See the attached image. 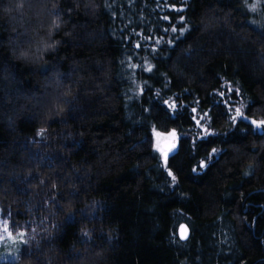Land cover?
I'll use <instances>...</instances> for the list:
<instances>
[{
  "label": "trees",
  "instance_id": "obj_1",
  "mask_svg": "<svg viewBox=\"0 0 264 264\" xmlns=\"http://www.w3.org/2000/svg\"><path fill=\"white\" fill-rule=\"evenodd\" d=\"M8 2L0 212L31 235L0 264H264V131L232 119L264 120V0H32L17 19ZM40 40L59 43L20 56ZM172 130L165 165L153 133Z\"/></svg>",
  "mask_w": 264,
  "mask_h": 264
},
{
  "label": "snow or ice",
  "instance_id": "obj_2",
  "mask_svg": "<svg viewBox=\"0 0 264 264\" xmlns=\"http://www.w3.org/2000/svg\"><path fill=\"white\" fill-rule=\"evenodd\" d=\"M260 0H257V3H259ZM28 5L29 10L32 9V0H9L8 5L3 7L2 11L6 14H8L12 19H17V17L22 18L24 16V11H25V5ZM92 5L90 4H85V7H91ZM45 5L41 4L40 6V11H37L35 13V15L39 16L40 13L44 10ZM76 7H79V5L77 4ZM104 8L106 10H108L110 8V5L108 4L107 0H105V4H104ZM74 10L73 6L71 3L68 4V6L65 9H61L60 11H52L49 10L48 15L54 17L51 22L48 24L47 26V30H48V35L49 37H51V34L53 32V30H59L61 27V18L63 16L68 15L69 19L71 18L69 13H71ZM94 10V9H93ZM250 11L255 12L256 11V6L253 5L249 8ZM176 11L178 12H184L186 11V8H178L176 9ZM12 13H16V16H13ZM164 19H168L167 16L164 17ZM66 22V21H65ZM253 23H255V21H253ZM180 24L182 25L179 29H177V27L173 26L171 28V31L173 33H178V35L176 37H174V39H180V37H182L185 32L189 31L187 23H186V18L184 16L180 17ZM168 29H165V31H167ZM59 43V41H44V40H40L37 45H36V50L35 53L31 52V48L29 49H22L20 51V56L22 58H24L25 60H28L30 58V55L39 60L42 59L43 57V53L48 52V51H55L56 50V46ZM157 43H159V41H157ZM168 45L171 47H175L173 40H169L167 41ZM137 47L139 48V44H137ZM39 54V55H37ZM189 56H191V52L188 53ZM133 67H137L136 65H133ZM153 68L154 66H146L143 70L147 71L149 73L153 72ZM139 94L143 95V86H139ZM237 94H240V90L236 89ZM165 103H168L167 101H165ZM170 108L175 109L176 108V104L175 102L171 103L169 105ZM62 111V109H59ZM193 111L195 112V109H193ZM236 112V116L232 117L233 122H235L237 119H243V120H247L248 117L245 116L242 112L240 108H236L235 109ZM251 125H254L256 128H264V120L261 121H256V120H251ZM197 124L199 126H201L203 132L205 133H209V129L207 127H203V125L201 124L200 120H197ZM210 135H215V133H209ZM40 135H43V130H41ZM157 136H161L163 134L161 133H156ZM168 135L172 138V143L169 145V147L167 149H161L159 147V145H157V151L161 152L165 165H167L168 162V154L170 151H173L175 149V138H176V132L175 130H172L170 133H168ZM201 139H204V137H201ZM217 152V150L215 148L212 149V153L210 154V159L212 155H215ZM199 167L201 169H207L208 164L205 161H201ZM197 170L194 168L193 172H196ZM252 171L251 167L249 169L248 173H245V175L250 174V172ZM168 176L171 177L172 181H176L177 177L175 176V174L171 171V169H168ZM41 183H43V181L41 180ZM55 187V186H53ZM12 228L17 227L16 225H12ZM36 231V229H32V232L34 233ZM187 231L186 228H184V226H181V239L183 240H187L188 236L185 234ZM4 232L8 234L9 238L12 237V232L10 231V229L8 227L4 228ZM21 240L19 241L21 244H28V240L25 239V237L27 236L26 232L21 231L19 233ZM83 235L85 237H89V233L88 232H84ZM32 240H35L36 237L35 235H33L31 237Z\"/></svg>",
  "mask_w": 264,
  "mask_h": 264
},
{
  "label": "rangeland",
  "instance_id": "obj_3",
  "mask_svg": "<svg viewBox=\"0 0 264 264\" xmlns=\"http://www.w3.org/2000/svg\"><path fill=\"white\" fill-rule=\"evenodd\" d=\"M197 128L200 129L201 126L198 125ZM254 128L258 129L259 133H261V134L264 131V128H256V127H254ZM156 133H161V132H154L153 133V144H154V148H155L156 151H157V145H159V147L161 149H163L162 145H163L164 142H166V141H171L172 142V138L168 135V133H170V132L161 133V134H163L161 136H157ZM178 146H179V139H178V137L176 135V138H175V149L173 151L169 152L168 159L177 152ZM157 152L160 154V156H161V158H162V160L164 162V159H163V156H162L161 152H159V151H157ZM5 227H8L10 229V231L12 232V237L11 238H9L8 234L4 232V228ZM21 231L27 233V236L25 237V239L28 240V238L30 237L31 234L27 230H18L16 232H14L12 230V228L10 227L9 221L6 220L5 218H3L2 215H1V212H0V252H1L2 249H6L7 248L6 253H1L0 254V262L9 261L10 259L12 260V258L15 256V255H13V253H16V250H17L18 246L22 245L19 242L21 240V237L19 235V233Z\"/></svg>",
  "mask_w": 264,
  "mask_h": 264
},
{
  "label": "water",
  "instance_id": "obj_4",
  "mask_svg": "<svg viewBox=\"0 0 264 264\" xmlns=\"http://www.w3.org/2000/svg\"><path fill=\"white\" fill-rule=\"evenodd\" d=\"M245 121H247L249 124H251L250 122H251V120H249V119H247V120H245ZM252 126H254V125H252ZM255 127V126H254ZM172 142L171 141H166V142H164L163 143V145H162V148L163 149H167L168 147H169V145L171 144ZM182 226H184V228H186L187 229V231H186V235L188 236V238H189V230H188V228H187V226H185V225H182ZM179 237H180V239H181V227L179 228ZM182 241H186V240H183V239H181Z\"/></svg>",
  "mask_w": 264,
  "mask_h": 264
}]
</instances>
